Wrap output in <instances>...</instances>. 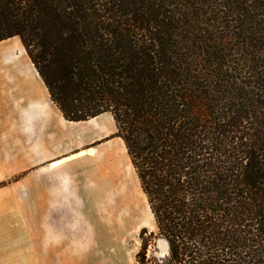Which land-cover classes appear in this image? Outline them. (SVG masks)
<instances>
[{"label": "trees", "instance_id": "trees-1", "mask_svg": "<svg viewBox=\"0 0 264 264\" xmlns=\"http://www.w3.org/2000/svg\"><path fill=\"white\" fill-rule=\"evenodd\" d=\"M14 37L67 121L113 116L139 264H264V0H0Z\"/></svg>", "mask_w": 264, "mask_h": 264}, {"label": "crops", "instance_id": "crops-1", "mask_svg": "<svg viewBox=\"0 0 264 264\" xmlns=\"http://www.w3.org/2000/svg\"><path fill=\"white\" fill-rule=\"evenodd\" d=\"M114 127L110 113L67 121L21 40L0 43V264L99 261V236L67 228L80 219L67 207L106 203L108 153L124 144L111 137Z\"/></svg>", "mask_w": 264, "mask_h": 264}, {"label": "rangeland", "instance_id": "rangeland-1", "mask_svg": "<svg viewBox=\"0 0 264 264\" xmlns=\"http://www.w3.org/2000/svg\"><path fill=\"white\" fill-rule=\"evenodd\" d=\"M117 128L114 127L112 138ZM97 142L96 145L102 144ZM88 154L91 155L88 151ZM113 160V167H109V191L105 204L84 205L82 207H67L69 216L79 214L78 222L69 219L67 228H81L94 231L99 236L100 257L93 264H139L137 254L141 248L140 233L143 229L157 233L154 217L148 205L146 196L140 187L136 172L130 162L124 144L115 146L108 153ZM114 170L112 174L111 170ZM102 186V184H101ZM100 186L99 196L103 191ZM102 201V200H101ZM53 207V211L56 212ZM63 209V207H62ZM168 247L164 240H156V247H150L148 257H164Z\"/></svg>", "mask_w": 264, "mask_h": 264}, {"label": "bare ground", "instance_id": "bare-ground-1", "mask_svg": "<svg viewBox=\"0 0 264 264\" xmlns=\"http://www.w3.org/2000/svg\"><path fill=\"white\" fill-rule=\"evenodd\" d=\"M89 153H90L91 155H93L94 151H93V150H90Z\"/></svg>", "mask_w": 264, "mask_h": 264}]
</instances>
